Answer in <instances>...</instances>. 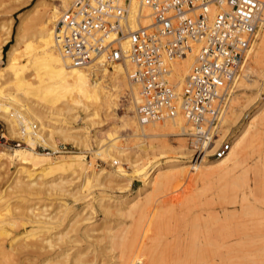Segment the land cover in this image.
Returning <instances> with one entry per match:
<instances>
[{"label":"bare ground","instance_id":"1","mask_svg":"<svg viewBox=\"0 0 264 264\" xmlns=\"http://www.w3.org/2000/svg\"><path fill=\"white\" fill-rule=\"evenodd\" d=\"M258 1L260 2L261 11L260 21L257 25L246 62L240 70V75L234 81L233 89L220 115L219 123L216 126V138L210 144L202 146L201 148L199 147V154L203 153V156L199 160L196 158V160H189L190 153L192 152L190 147L195 148L196 142L192 138L189 127L181 117L177 116L170 121L145 126H139L137 124L133 104L137 99L138 87L127 78V75L133 68L132 65L125 62L124 65L114 64L110 68L99 65H91L86 68H72L61 57L54 45L52 31L59 15L70 8L74 0H39L33 6V10L29 12H35L34 17L28 18V14L25 15V18H20L19 26L14 37L15 43L5 53L6 63L0 61V119L6 125L7 133L11 137L17 136V119H21L24 125L34 124L37 129L34 137L24 138L26 145L24 148H12L10 154L0 151L1 164L7 163L15 165V177L6 189L10 188L14 194L20 197L25 194H34L35 192H44L48 195L51 194L60 197L68 193L66 185H69L71 182L68 178L76 173H78L77 179L81 178L83 180V185H87L91 180L98 182L97 179L102 175V172L96 171L91 167L88 168L90 162H85L84 156L74 154L69 157H59L60 159L58 158V160L53 161L48 155L36 152L32 144L31 146L27 145L29 141H33L36 144L47 145V147L49 146V148L54 149L55 144L53 141L55 139L77 141L78 136L80 137L79 131L75 129L63 124L51 123L50 120L44 121V113L39 112L36 105L40 99L42 102L47 100L46 102L50 101L54 106H57V101L62 97L63 100H66L64 102L59 101V104H63L61 106L66 109L67 113L72 111H75L74 114L84 112L86 113L84 114L85 118H88L89 116L93 117L99 110H102L108 117L110 114H107V112L111 113L108 109L116 107L119 96L126 91L128 95L132 96L133 101L126 108V113L119 117L122 127L119 126L128 130L133 140L142 141V145L140 144L144 149L142 151L147 154H145L146 158L145 161L143 159V164L138 165L140 163L139 160H134L135 162L133 161L131 163V172L130 174L128 172L127 176L126 172L121 169V166H115L116 168H112V172L109 174L112 177L116 176L117 178H122L121 180H127L128 183L136 180L140 185V189L146 188V193L144 192L145 194L143 196L136 194L129 201L119 202L118 205L120 208L117 209V212H122L129 218L130 224L116 229L115 232L108 236L109 250L116 253V255L110 254L108 264H134L141 260L145 261L146 264H188V261H193L194 264H204L206 263L205 260L209 264H235L236 262H240H233L232 259H237L235 257L236 255L249 254L248 252L252 251L264 252V150L251 163L247 164L249 151L254 148V143L259 141L264 128V98L258 110L245 122L240 132L230 140V148L224 153L223 157L211 162L204 160V155L211 152L237 123L240 112L248 104L246 93L253 91L257 95L263 89V85L261 84L262 86H260L257 80L262 77V66H264V0ZM147 14V10L143 9L142 16L144 17L140 21V25L143 27L149 25V21L145 17ZM28 19L30 23L27 32L30 35L32 43L35 45L34 49L37 51L33 54L34 57L31 55H27L26 57L24 55L25 60L33 62L31 68L35 71V78L31 79V74V76L29 75L30 80H26L27 78L23 74L22 65L20 67V63L17 62L18 46L23 42L24 38L22 36L24 29L21 30V27L24 21L28 23ZM7 40L4 38L2 43L6 45ZM30 48L31 46L27 42L26 49ZM1 52L2 47L0 46V56ZM250 63L255 66L256 78L253 85V74ZM190 65L191 57L189 56L173 62L170 67V80L179 86L183 78L188 74ZM259 71L261 72V76ZM20 73L22 74L20 75ZM11 81L15 83L14 87L11 85L13 84ZM12 87H16V93L15 91L11 92L13 90L11 89ZM17 91H21L20 93L22 94H17ZM33 97L39 98L37 99L38 102L35 103L36 105L30 101ZM230 102L231 106L228 108ZM167 135L179 137L178 144L169 146L164 140H158L156 146H153L154 141L152 142L151 139L165 138ZM131 138L129 140H132ZM83 140L81 142L78 141L81 147L86 143H83ZM78 142L77 145L79 146ZM108 142L105 148L101 149L103 151L102 153H99L100 148H97V150H90V155L93 159L101 158L105 163L109 161L116 165L118 164L117 161L119 160L117 158L120 154L117 157L114 154L115 150L113 151L112 149H117L119 145L115 141L111 143L109 139ZM117 152L122 153L120 151ZM165 154H169L170 158L165 163L160 164L157 157L159 155L164 156ZM238 169H241V174L234 175ZM209 173H219L224 176L220 179L222 181L217 186L215 185V198L221 201L219 206L195 204L194 228H192L194 230L187 232V236L183 234L184 236L178 237L177 234L179 235L180 233L172 237L166 236L168 235L167 231L169 233L166 222L168 219L166 220V218L170 213H165L166 216L161 218L157 216V210L158 208L160 209V204L158 203H160L159 199L161 195L157 198L159 202H156L154 196L160 193L163 195V193L166 191L168 193L169 191L170 197L167 198L169 195H166L165 200L167 203H173L177 199L175 187L181 184L183 179L191 181L195 177L205 178ZM53 174L55 176H51ZM105 175L108 178L110 176L108 174ZM77 191L72 194L69 192L68 195L70 194V198L82 194L80 193L81 191L79 193ZM68 195L66 196L68 197ZM180 203L182 204L181 201ZM4 204V197L0 193V206ZM166 207L168 206L166 205ZM66 210H68L67 205L64 207L63 214H65ZM107 210H109V207H107ZM231 210L233 212H230ZM1 213L0 237L6 235L5 228L7 226L11 228L14 226L15 221L18 220V218H13L15 215L19 216V220L31 226L34 225V227L36 225L50 226L52 223L49 221L55 218V216H46L45 211L37 209L34 204L26 206L23 210L18 209L17 213L15 211L14 214H10L9 212V215ZM75 214L77 215V213ZM80 217L79 214L78 219L83 218L82 220L84 222L85 220L89 221L88 216ZM176 217L178 221V215ZM82 220L80 221L82 222ZM78 222L75 220L72 225H76ZM172 224L175 223L172 222ZM65 234H59L57 239H63ZM35 238L36 241L33 245L38 248H42L43 246H46V248L44 247L45 249L51 248L55 242L53 240L52 243L51 235L49 237L36 236ZM14 239L13 241H15ZM20 241L19 243H21ZM2 242L4 241L2 240ZM2 242L0 240V252H4L3 248L5 246ZM86 248L85 251H87ZM67 254V252H62L59 258L56 255L48 259L46 258L47 260L42 264H64L63 262L67 260ZM82 255L84 253L79 256L86 257ZM79 256L72 258L71 264H79L81 262L79 260H82ZM114 258L116 262H113ZM28 260L30 259H26V261ZM243 261L245 264L248 262L247 260L246 262L245 260ZM24 262L22 263L21 260V264H24ZM95 264H105V262L101 259Z\"/></svg>","mask_w":264,"mask_h":264},{"label":"built area","instance_id":"2","mask_svg":"<svg viewBox=\"0 0 264 264\" xmlns=\"http://www.w3.org/2000/svg\"><path fill=\"white\" fill-rule=\"evenodd\" d=\"M149 25H140L142 10ZM258 0H74L54 25V45L72 68L132 65L127 75L138 87L134 116L139 126L179 116L189 127L196 147L216 138V126L234 81L246 62L260 21ZM191 57L188 74L177 86L170 80L173 62ZM15 137L0 130V141L25 146L34 124L21 119ZM223 143V141H222ZM215 148L222 158L230 144ZM199 148V149H200ZM48 156L65 154L38 144ZM134 264H146L141 260Z\"/></svg>","mask_w":264,"mask_h":264},{"label":"rangeland","instance_id":"3","mask_svg":"<svg viewBox=\"0 0 264 264\" xmlns=\"http://www.w3.org/2000/svg\"><path fill=\"white\" fill-rule=\"evenodd\" d=\"M38 2L39 0H0V46L2 47L0 61L2 63L3 62L6 63L5 53L6 51L9 50L10 46L15 43L14 37L17 31V27L19 26L20 18L21 17L25 18V15H28V14H29L28 18L34 17L35 12H32V13H29V12L33 10L34 8L33 6H35V4ZM53 4H55V2H53ZM29 23L30 22L28 19V23L24 21L21 27L22 28L21 30L24 29L22 33V36H24V38H23V42L20 43V45L18 46V52H17L18 53L17 62L20 63V67L22 65L23 74L27 78L26 80H30L31 74H32L31 79L32 78L34 79L35 71H33V68H31L33 65L32 64L33 62H31L30 60H25L24 55H26V57L27 55H31L34 57L33 54L37 52L34 49L35 45L34 43H32L30 35L27 32ZM4 38L8 39L6 45L2 43V40ZM27 42L31 46L30 49H26ZM262 67H263L262 77L257 80L259 81L258 84H260V86L263 85L262 91L258 92L257 95H255L253 91L246 93L247 94L246 99L248 101L247 106L240 112V117L238 118V121L235 124V126L230 129L229 133L222 140H220L221 142H219L217 146H215V148L218 147L222 143V141L223 143L224 142L230 143V140H232L240 132L241 127L245 124V122L249 118H251V116L258 110V108L262 104V101L264 98V92H263L264 91V66ZM250 68L253 74V82H252V85H253L254 80L256 78L255 71H254L255 66L251 64ZM42 71L44 72V70ZM259 73L261 76L260 71ZM21 74L22 73H20V75ZM14 82L16 83L15 80ZM14 82L11 81V83H13L11 84L13 85V87L15 86ZM245 86L247 87V85ZM13 87L11 88L13 89L11 90V92L15 91L16 87L15 88ZM20 92L17 91V94L18 93L22 94ZM122 94L119 96V100L116 103L117 106L116 107L113 106L114 108L108 109L111 112V113L107 112V114H110L109 115L110 117L109 116L107 117L105 112H102V110H99L98 113H96L93 117L92 116H89L88 118L86 117L87 119L84 116V114H86L84 112L83 113L77 112V114H74L75 111H72V112L67 113L66 109L63 108V106H61L63 104L61 103L59 104V101L64 102L66 100V99L63 100L62 97L60 100L57 101L58 102L57 103L58 105L56 104L57 106H54L50 101L46 102L47 100L42 102L39 98L33 97V99H30V101L34 102V105H36L35 103H37L38 102L37 99H39V102L37 103L36 108L39 110V112L44 113L43 114L44 121L50 120L51 123L61 124V125L63 124L69 128L79 131L80 133V137L78 136V138L80 139L78 140L77 138V141H71V140L63 141V140L55 139L53 143L65 145L67 151L65 154H60L54 157L52 156L51 157L48 156V157L51 160L55 161V160H58L59 157H67V156L69 157L70 155L73 156L74 154L81 155V156H84L85 162H90V166L88 168L91 167L96 171H100L102 172V175H100L99 179H97L98 180V182L96 181L97 183L94 180L93 181L91 180V182L88 183L89 185L88 184L83 185V180L81 178H78L79 180L77 179L78 173L68 178V180L71 181L69 185H66L68 193L70 192L72 194L78 190L77 193L81 191L80 193L82 194L84 193L83 195L85 198L83 197L82 194L70 198L69 196L70 194L68 195V193L64 194L65 196L68 195V197L67 196L65 197L64 195H63L64 197L63 196L59 197V196H54L51 194L48 195L47 193H44V192H41V193L35 192L34 194H25L20 197L19 195L14 194L10 188L6 189V187L11 184L13 178L15 177V167H14L15 165H10L7 163L5 164L0 163V193H1V196H3L5 200V204L3 206H0V213L2 212L1 214L3 213L8 214V215L9 213L14 214L15 211L17 213L18 209L23 210L26 206L34 204L37 209L45 211L46 216L48 215L50 217L55 216V218L49 221L52 223V225L50 226L49 225L48 226H42V225L37 226L36 225L35 226L36 229H35L34 225L31 226L29 224L24 223L22 220H19V216L15 215L13 218L15 219L18 218V220L15 221L14 226H12V228L10 226L9 227L7 226V228H5L6 235L4 234L5 236L0 237L1 242L2 240L4 241L2 242V244H4L5 246L3 248L4 252L2 251L0 252V264H16V263L21 264V260H22V263L25 261L24 264H27V262L28 264H42L45 260L55 255L57 256V258H59L62 252L68 253L67 260H66L67 262L66 261L63 262L64 264H71L72 258L79 256L82 253H84V255L82 256H86V257L79 256V258L82 259V260H79L81 262L78 261L79 264H83V263L84 264H89V263L95 264L97 261L101 259L103 262H105V264H108L110 261V256L112 254L116 255L115 252H111L109 250V246H108L109 237L108 236H110L111 233L115 232L116 229L128 226L130 224L129 218H127L122 212H117V209L120 208L118 204L120 201L131 200L132 198L135 197L136 194H138L139 196H143V194L146 193V188L140 189V185L136 180H132L128 183L127 180H121L122 178H117L116 176L112 177L111 174H109L112 172V168H116L115 166H121L122 167L121 169H123L126 172V176H127V173L129 172L130 174L131 172L130 171L131 170L130 168L132 167L131 163H133L134 160L135 161L139 160L140 163L137 162L138 165L143 164L146 158L145 154H147L146 152H143L144 149L141 146L142 141L135 140V139L133 140L130 137L131 134L128 132V130H126L125 128H121L122 127L120 125L121 120L119 117L123 116L126 113V108L128 107L129 103L133 101L132 96L128 95L126 91H124ZM230 106H231V102L228 108H230ZM4 128L6 129V125L0 119V130L2 129L3 131ZM6 136L11 137L8 133L6 134ZM130 138L132 140H129ZM82 139H84L83 140L84 142L82 141L83 143L85 142L87 143V144L86 143L84 144L85 146L83 145L84 148H82L83 146L81 147V144L79 143L81 142ZM108 139L111 143L115 141L119 145L117 149H112L113 151L115 150L114 154H116L117 157H118V154H120L118 158L116 157L117 160H119L117 161L118 164L116 165L109 161L105 163L101 158L93 159L90 155L91 153L89 152L90 150H97V148L98 149L100 148L99 153L100 152L102 153L103 151H101V149H104L105 146L109 143ZM151 140L152 142L154 141L153 146H156V144L158 143V140L159 141L164 140L169 146H175L178 144L177 142L179 140V137L174 136V135H167L165 138H155L154 140L153 139ZM77 142L79 146L77 145ZM185 142H186V139H185ZM34 143L35 142L33 141H29L27 145L31 146L32 144L33 147L38 145V143L37 144L36 143L34 144ZM101 144H103L104 147L101 146ZM25 146L19 147V148H24ZM44 146L47 147V145H44ZM12 148L13 147H11V144L9 142H6L3 144L0 141V151L5 152L6 154H10ZM19 148H16V149H19ZM190 148L192 152L190 153L191 155L189 157L190 158L189 160L191 159L199 160L200 157L203 156V153L199 154V150H200L199 148H196V147L195 148L190 147ZM215 148L211 152L206 153L204 155L205 159L204 158L203 159L205 161L207 160V162H211L213 160H216L211 155L213 151L215 150ZM263 150H264V128H263L259 141L255 142L254 148L249 151V154H248L249 159L247 161V164L251 163L252 160L256 156H258V154H261V152H263ZM117 151H120L122 153H119ZM38 153H41V152H38ZM168 155L169 154H165L164 156L159 155L157 157V159L160 161V164L165 163L167 159L170 158V155L169 156ZM114 160L116 161V159ZM184 161H187V160H184ZM241 172H242L241 169H238V171L234 173V175L235 174L240 175ZM105 174L110 175L109 178ZM51 176H55V175L53 174ZM223 177L224 176H222L219 173H209L205 178L195 177L191 181H187L188 179H183L181 184L175 187L178 195L175 194L176 192L174 193L177 196V199L173 203H167L165 200L168 195L169 196L167 198L170 197L169 191L168 193L166 191L165 193H163V195L162 193H160L156 195L157 197L154 196L157 202L158 201L157 198H159V195H161L159 199L160 203H158L160 204L159 206L160 209L158 208L157 210L158 211L157 216L161 218V217L166 216L165 213L167 214L168 212L170 213V215L168 214L166 218V220L168 219V221L165 220L168 225L167 230H169V233L166 230L168 234L166 236L172 237L173 235L176 236L177 233H180L179 235L177 234V236L182 237L186 235L187 232L194 230L192 228H194L193 223H194V215H195L194 214L195 204L197 205L211 204V205H214L215 207L219 206L221 201L215 198V188L217 184L222 181L220 179ZM107 178L110 180H108ZM185 182L187 183L185 184ZM78 198H81V199L83 198V199L81 200ZM180 201L182 202V204L180 203ZM88 204L89 206H91L90 208ZM60 205L61 207L62 206L63 207L61 208ZM65 205H67L68 210H66L65 214H63ZM166 205L169 208L166 207ZM14 207L16 210L14 209ZM107 207H109V210H107ZM105 209L108 211V213H106L107 211ZM6 210H8L9 213L6 212ZM171 210L173 213L171 212ZM230 212H233V211L231 210ZM75 213H77V215ZM79 214L81 217L88 216L89 221L85 220L84 222L82 220L83 218L81 217H80L81 219H78ZM176 215H178V221H177ZM74 217L75 219L73 220ZM169 217H171L170 218L171 220L169 219ZM75 220L77 222L79 220L78 224L72 225V223L75 222ZM80 220H82V222ZM169 221H170V225H169ZM172 222L175 224H172ZM46 229H49V230H46ZM171 229H172V232H171ZM59 234L60 235L65 234L64 235L65 237H63V239L58 240L57 236H59ZM50 235L52 236V243H53V240H55L51 248L45 249L46 246H43L42 248H38L33 245V243L36 241L35 240L36 236L49 237ZM13 239L15 241H13ZM56 239H57V242H56ZM20 240H22L23 242ZM19 241L22 243L23 246L21 245V243H19ZM15 246L17 249L16 248L14 249ZM85 248L87 251H85ZM248 253L249 254L236 255L235 257H237L238 260L234 257L233 258L235 260L232 259V257L231 259L233 260V262L240 261L239 263H243L244 262L243 260H245L246 262L247 260L249 263L247 262L246 264H264V252H261V251L253 252L252 251ZM25 257L26 259H30V260L26 261ZM115 258L113 259V262H116ZM10 260L11 261L14 260V261L11 262ZM192 262L188 261L187 263L191 264ZM205 262L206 263L204 264H209L206 260ZM236 263L239 264L238 262ZM220 264H223V263H220Z\"/></svg>","mask_w":264,"mask_h":264}]
</instances>
